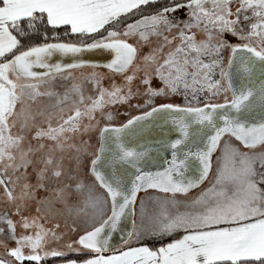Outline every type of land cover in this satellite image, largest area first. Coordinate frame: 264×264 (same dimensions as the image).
Wrapping results in <instances>:
<instances>
[{
  "label": "snow or ice",
  "instance_id": "1",
  "mask_svg": "<svg viewBox=\"0 0 264 264\" xmlns=\"http://www.w3.org/2000/svg\"><path fill=\"white\" fill-rule=\"evenodd\" d=\"M53 261L264 264V0H0V264Z\"/></svg>",
  "mask_w": 264,
  "mask_h": 264
},
{
  "label": "rangeland",
  "instance_id": "2",
  "mask_svg": "<svg viewBox=\"0 0 264 264\" xmlns=\"http://www.w3.org/2000/svg\"><path fill=\"white\" fill-rule=\"evenodd\" d=\"M145 50H147V49H145ZM229 96H231L230 93H229ZM176 99H177V100H180V97H177ZM220 101L222 102V97L220 98ZM43 102H44L43 100L40 101L41 104H42ZM140 196L142 197V196H144V195H140Z\"/></svg>",
  "mask_w": 264,
  "mask_h": 264
},
{
  "label": "trees",
  "instance_id": "3",
  "mask_svg": "<svg viewBox=\"0 0 264 264\" xmlns=\"http://www.w3.org/2000/svg\"><path fill=\"white\" fill-rule=\"evenodd\" d=\"M51 264H59V261H53Z\"/></svg>",
  "mask_w": 264,
  "mask_h": 264
},
{
  "label": "water",
  "instance_id": "4",
  "mask_svg": "<svg viewBox=\"0 0 264 264\" xmlns=\"http://www.w3.org/2000/svg\"><path fill=\"white\" fill-rule=\"evenodd\" d=\"M230 95H231V93H230ZM151 191V190H150ZM144 192L142 191L141 193H139V195L140 194H143ZM117 239H119V234H117Z\"/></svg>",
  "mask_w": 264,
  "mask_h": 264
},
{
  "label": "crops",
  "instance_id": "5",
  "mask_svg": "<svg viewBox=\"0 0 264 264\" xmlns=\"http://www.w3.org/2000/svg\"><path fill=\"white\" fill-rule=\"evenodd\" d=\"M140 195H144V193L143 194H140Z\"/></svg>",
  "mask_w": 264,
  "mask_h": 264
}]
</instances>
